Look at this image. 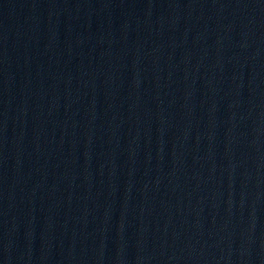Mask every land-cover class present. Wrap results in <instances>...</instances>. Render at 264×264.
<instances>
[{"label": "water", "instance_id": "water-1", "mask_svg": "<svg viewBox=\"0 0 264 264\" xmlns=\"http://www.w3.org/2000/svg\"><path fill=\"white\" fill-rule=\"evenodd\" d=\"M0 264H264V0H0Z\"/></svg>", "mask_w": 264, "mask_h": 264}]
</instances>
